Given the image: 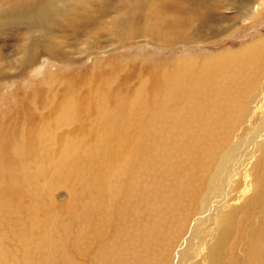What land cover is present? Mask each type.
Here are the masks:
<instances>
[{
	"label": "rangeland",
	"instance_id": "374dc122",
	"mask_svg": "<svg viewBox=\"0 0 264 264\" xmlns=\"http://www.w3.org/2000/svg\"><path fill=\"white\" fill-rule=\"evenodd\" d=\"M119 1L0 34V264H264V0Z\"/></svg>",
	"mask_w": 264,
	"mask_h": 264
},
{
	"label": "bare ground",
	"instance_id": "6f19581e",
	"mask_svg": "<svg viewBox=\"0 0 264 264\" xmlns=\"http://www.w3.org/2000/svg\"><path fill=\"white\" fill-rule=\"evenodd\" d=\"M84 1L87 0H0V34L13 28L20 30V32L18 31L17 34L10 38H13L17 45L21 42L27 43L22 48L21 53L23 57L19 62L20 64H29L37 59L39 48L45 46L41 44L38 39L31 40L34 29L40 25H46L47 21L57 14L62 15L59 22L61 26L68 27L80 25L86 19L85 13L87 11V5L83 4L82 6V2ZM151 1L152 0H148L149 4ZM111 5L114 6V4ZM164 7H167V4H162L160 8L163 10ZM100 11H104L101 5L96 10V16L91 18L90 22L99 18L98 13ZM117 11H119L118 17L117 15L112 17V24L114 23L116 26V23L119 22L121 25L120 32H122V34L127 31L134 34L137 33V22L147 16L154 19L151 14L147 13V9H145L142 0H128L124 4L123 0H121L117 3ZM202 21L205 23L207 19H202ZM207 30L208 29L203 28L199 23L195 29V33L200 35L201 31L206 32ZM47 41V39L43 40L45 43ZM249 51L253 55L252 50ZM15 63L16 62H14V64ZM4 75L5 73L1 69L0 78ZM206 76L208 77L209 75L207 74ZM209 78L211 77L207 79Z\"/></svg>",
	"mask_w": 264,
	"mask_h": 264
}]
</instances>
